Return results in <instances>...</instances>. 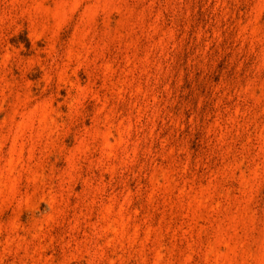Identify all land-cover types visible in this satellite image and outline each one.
I'll list each match as a JSON object with an SVG mask.
<instances>
[{"label": "rangeland", "instance_id": "374dc122", "mask_svg": "<svg viewBox=\"0 0 264 264\" xmlns=\"http://www.w3.org/2000/svg\"><path fill=\"white\" fill-rule=\"evenodd\" d=\"M0 264H264V0H0Z\"/></svg>", "mask_w": 264, "mask_h": 264}]
</instances>
